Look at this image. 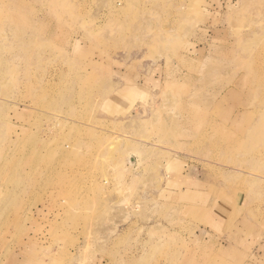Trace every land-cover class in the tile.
<instances>
[{
  "label": "rangeland",
  "instance_id": "1",
  "mask_svg": "<svg viewBox=\"0 0 264 264\" xmlns=\"http://www.w3.org/2000/svg\"><path fill=\"white\" fill-rule=\"evenodd\" d=\"M0 264H264V0H0Z\"/></svg>",
  "mask_w": 264,
  "mask_h": 264
},
{
  "label": "water",
  "instance_id": "2",
  "mask_svg": "<svg viewBox=\"0 0 264 264\" xmlns=\"http://www.w3.org/2000/svg\"><path fill=\"white\" fill-rule=\"evenodd\" d=\"M131 161H133V159Z\"/></svg>",
  "mask_w": 264,
  "mask_h": 264
}]
</instances>
